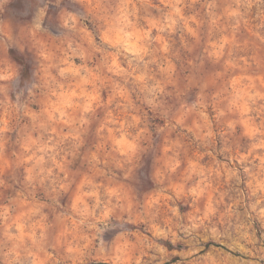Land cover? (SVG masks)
Instances as JSON below:
<instances>
[{
	"label": "clouds",
	"instance_id": "1",
	"mask_svg": "<svg viewBox=\"0 0 264 264\" xmlns=\"http://www.w3.org/2000/svg\"><path fill=\"white\" fill-rule=\"evenodd\" d=\"M0 264H264V0H0Z\"/></svg>",
	"mask_w": 264,
	"mask_h": 264
}]
</instances>
